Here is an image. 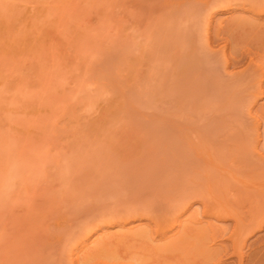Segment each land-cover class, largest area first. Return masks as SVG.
Wrapping results in <instances>:
<instances>
[{"label": "rangeland", "instance_id": "obj_1", "mask_svg": "<svg viewBox=\"0 0 264 264\" xmlns=\"http://www.w3.org/2000/svg\"><path fill=\"white\" fill-rule=\"evenodd\" d=\"M0 264H264V0H0Z\"/></svg>", "mask_w": 264, "mask_h": 264}]
</instances>
